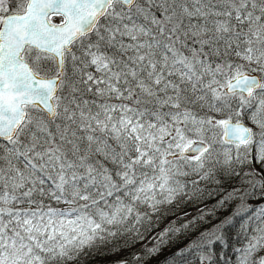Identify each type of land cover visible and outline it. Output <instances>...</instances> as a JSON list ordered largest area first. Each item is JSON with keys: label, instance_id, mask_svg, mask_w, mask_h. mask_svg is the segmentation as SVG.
Segmentation results:
<instances>
[{"label": "snow or ice", "instance_id": "1", "mask_svg": "<svg viewBox=\"0 0 264 264\" xmlns=\"http://www.w3.org/2000/svg\"><path fill=\"white\" fill-rule=\"evenodd\" d=\"M169 216L114 264L193 232L168 264H264V0H0V264L118 255Z\"/></svg>", "mask_w": 264, "mask_h": 264}, {"label": "trees", "instance_id": "2", "mask_svg": "<svg viewBox=\"0 0 264 264\" xmlns=\"http://www.w3.org/2000/svg\"><path fill=\"white\" fill-rule=\"evenodd\" d=\"M251 127V125H249ZM217 198H212L207 200V208L211 209V206L216 203ZM198 208H205L204 204L196 205L193 207H188L186 210L190 213H195ZM234 210V206L229 208L226 206L220 212H217L214 216L206 217L204 223L200 225V230H206L213 227L216 223H219L217 219L218 216L222 214H230V212ZM183 212L180 213L183 216ZM175 219V217H167L163 219L158 226L154 227V229L149 232L145 239L137 241L136 243H130L128 247L124 248L118 255L116 253L110 252L107 248L102 249L99 252L92 251L87 256H82L79 261H70L68 264H114V261L119 258L131 257L133 254L141 255L142 249L147 247H152L154 244L153 237H155L158 233L162 232L165 227H167L168 223ZM199 235V232H193L191 237H179L174 238L169 243H166L161 249L153 256L147 258L143 264H168L171 255L178 251L180 248L187 246V244L191 243L196 236ZM234 236V233H233ZM237 247L240 246L239 243H236L235 239L232 241ZM122 243V241H121ZM217 252H223L227 257H234L231 247L221 249L217 246ZM223 264V262H221Z\"/></svg>", "mask_w": 264, "mask_h": 264}]
</instances>
